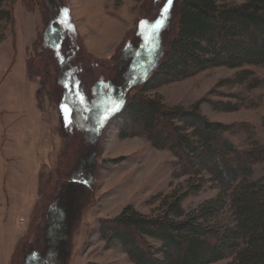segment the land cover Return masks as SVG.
Wrapping results in <instances>:
<instances>
[{
  "label": "rangeland",
  "instance_id": "1",
  "mask_svg": "<svg viewBox=\"0 0 264 264\" xmlns=\"http://www.w3.org/2000/svg\"><path fill=\"white\" fill-rule=\"evenodd\" d=\"M10 3L14 21H0V122L7 130L6 148L2 152L6 159L11 158L10 177L16 174L15 169L22 171V175L14 181V190L6 186L5 211L0 208V235L5 228L7 251L11 252L6 261L0 257V264H20L21 254L15 253L18 248L37 245V250L43 249L39 240L45 217L83 153V135L71 131L61 105L66 103L71 109H78L86 118L93 103H100L99 93L104 92L100 89L97 94L96 83L110 76L114 63L126 53L128 41L134 48L141 43L152 48L151 40L146 41L140 34V22L154 23L167 0H53L52 14L45 0H6L5 7L9 8ZM225 3L244 6L249 0ZM63 9L68 10L74 31L59 23ZM53 20L64 34L54 44V52L45 45L46 32ZM50 59L53 64L46 68L45 61ZM64 64L69 67L62 70L60 66ZM244 69L253 73L244 84H232L242 70L213 68L165 85L150 95L169 108L188 110L199 103L201 115L209 122L228 126L230 132L225 137L239 150L246 151L253 143L264 145V67ZM256 81L259 85L253 87ZM77 82L83 103L75 95ZM122 83V97L114 100L112 107L133 95L128 92L131 83L125 80ZM225 107L230 110H223ZM107 109L108 105L100 109L103 116L90 198L81 212L70 258L65 264H134L120 247L109 246L101 239L102 221L117 218L129 206L146 217H160L167 210L164 202L173 203V196L180 199L187 215L200 211L219 196L218 188L207 176L201 179L203 185L199 190L194 186L201 185L200 180L175 179L174 154L154 148L144 137H122L120 120L105 124ZM12 136L17 140L13 138L9 144ZM29 145H34L32 150L40 155L39 189L34 195L23 193L28 191V187L23 190L25 184H37L33 181ZM6 174L0 164V186ZM263 174L264 165L257 164L253 179ZM228 208L227 205L212 217L216 223L224 219ZM151 243L160 247L155 241ZM231 260L216 264H229Z\"/></svg>",
  "mask_w": 264,
  "mask_h": 264
},
{
  "label": "trees",
  "instance_id": "2",
  "mask_svg": "<svg viewBox=\"0 0 264 264\" xmlns=\"http://www.w3.org/2000/svg\"><path fill=\"white\" fill-rule=\"evenodd\" d=\"M225 1L173 0L155 49L142 43L137 49L128 41L110 76L96 83L97 94L104 89L97 97L101 104L93 103L86 118L72 108L70 129L83 135L84 150L45 217L39 240L43 249L18 248L20 264H65L70 258L72 237L90 198L100 109L111 108L122 97L124 80L131 83L128 92L133 95L122 99V106L105 124L118 119L122 137H144L154 148L172 152L177 159L175 179L200 180L201 185L194 186L199 190L207 176L219 196L187 215L177 196L171 204L164 202L167 210L160 217H146L126 207L117 218L100 223L101 239L120 247L134 264H216L231 258L229 264H264V174L253 179L255 166L264 165V145L253 143L241 151L225 137L230 128L209 122L201 115L199 103L188 110L169 108L150 95L213 68L242 70L232 84H244L253 77L244 67H264V0H249L244 6ZM5 2L0 0V21L12 23L13 3L6 8ZM45 3L52 14L53 0ZM50 23L45 45L54 52V44L64 34L54 20ZM45 63L48 68L53 61ZM65 67L69 66H60ZM227 205L224 219L216 223L212 217Z\"/></svg>",
  "mask_w": 264,
  "mask_h": 264
},
{
  "label": "crops",
  "instance_id": "3",
  "mask_svg": "<svg viewBox=\"0 0 264 264\" xmlns=\"http://www.w3.org/2000/svg\"><path fill=\"white\" fill-rule=\"evenodd\" d=\"M16 127H19V125L16 126ZM20 127H19V129H20ZM13 138L15 140H17L14 136H12L9 139V144L13 142L12 141ZM6 143H7V130L4 127V123H3V126H2V124L0 122V164L3 166L4 169H6V173H7L6 175H3V180L4 181H3L2 186H0V195H1L0 196V203H1L0 208L2 210H4V211H5V205H4L5 199L3 198V196H6L5 191H7L8 188L10 189V191H11V189L14 190L15 189L14 181H17L18 179H20V176L22 175V171L20 172L19 170L15 169L16 174L14 176L10 177V172H8V168L11 171V168H10L11 158L10 159H6L5 156L3 155V152H2V150L4 148H6L5 147ZM24 145L28 147V144H24ZM32 146L34 147V145H29L30 150H29V148H27V150H29L31 152V155H32V159L33 160H31L32 161L31 163L33 164V168H32L33 181H37V184L36 183L34 185L25 184L23 190L28 187V191L27 192H23V193L34 195L36 190L39 189V178H40L39 176L41 174V171H40V166H39L40 165V159H38V158H40V155L36 151L34 152L32 150ZM36 147H38V145ZM12 148H14V147L12 146ZM6 186H7V189H6ZM1 218L3 219V217H1ZM0 225H1V223H0ZM5 238L7 239V231H5V228H4L1 231V235H0V244H1L0 245V257H3L4 260L6 261V260L10 259L9 255L11 254V252L7 251V249H9V248L7 247V241L5 240Z\"/></svg>",
  "mask_w": 264,
  "mask_h": 264
},
{
  "label": "snow or ice",
  "instance_id": "4",
  "mask_svg": "<svg viewBox=\"0 0 264 264\" xmlns=\"http://www.w3.org/2000/svg\"><path fill=\"white\" fill-rule=\"evenodd\" d=\"M172 2L173 0H167V3L165 4V6L163 7L161 11V16L158 19H156L154 23H150L147 20H143L140 22V34L145 36L146 41H149V39L151 40V45H152L153 50L156 47V39L159 35L160 30L165 27V24H166V21L168 19V15L170 12V8L172 6ZM59 23L66 26L68 29L72 31L75 30L74 27L71 25V23H69L67 9H63V16L59 20ZM65 86L67 87V84ZM71 94H72V89H69L68 98H71ZM75 95L79 97L81 103L84 102V98L78 90V82H77V90L75 92ZM121 106H122L121 103H117L115 104L114 107L107 109L104 119L106 120L108 118V115H110L111 113L115 111H118ZM61 108L65 113V117H64L65 121L67 123H71L72 122V109L66 103L62 104Z\"/></svg>",
  "mask_w": 264,
  "mask_h": 264
},
{
  "label": "bare ground",
  "instance_id": "5",
  "mask_svg": "<svg viewBox=\"0 0 264 264\" xmlns=\"http://www.w3.org/2000/svg\"><path fill=\"white\" fill-rule=\"evenodd\" d=\"M76 32H77V29H76Z\"/></svg>",
  "mask_w": 264,
  "mask_h": 264
}]
</instances>
